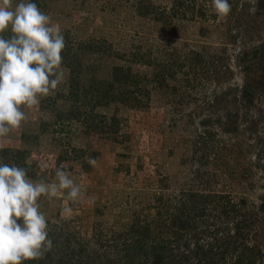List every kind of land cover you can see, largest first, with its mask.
Masks as SVG:
<instances>
[{"label":"rangeland","instance_id":"obj_1","mask_svg":"<svg viewBox=\"0 0 264 264\" xmlns=\"http://www.w3.org/2000/svg\"><path fill=\"white\" fill-rule=\"evenodd\" d=\"M33 2L65 36V79L0 149L85 191L41 197L54 248L27 264H148L159 246L193 264L195 244L213 264H264V0H229L227 17L211 0ZM113 66L126 82L96 102Z\"/></svg>","mask_w":264,"mask_h":264},{"label":"clouds","instance_id":"obj_2","mask_svg":"<svg viewBox=\"0 0 264 264\" xmlns=\"http://www.w3.org/2000/svg\"><path fill=\"white\" fill-rule=\"evenodd\" d=\"M211 6L220 17L232 8L229 0H211ZM65 47L61 27L33 0H0V138L28 119L25 108L38 105L64 82ZM26 165L0 159V264L41 260L53 250L41 197L52 199L65 190L73 202L84 196V186L62 164L51 183L33 180L31 164Z\"/></svg>","mask_w":264,"mask_h":264},{"label":"trees","instance_id":"obj_3","mask_svg":"<svg viewBox=\"0 0 264 264\" xmlns=\"http://www.w3.org/2000/svg\"><path fill=\"white\" fill-rule=\"evenodd\" d=\"M128 72H129V66H113L111 68V71H110L109 81L107 82V83H109V87L108 88L104 87L102 94H101L100 88H98L97 91H100V93L96 94V98H95L96 102H97V100L99 101L102 97H104V95L106 96L107 91L110 89V87H112L113 83L116 85H119L118 87L120 89V85L126 82V77H127ZM70 84H71V82H70ZM84 92H87V90H83V92L80 94V89H79L80 99L86 97ZM71 97H74V99L77 100V98H78L77 92H75V91L71 92ZM22 154H23L22 150H19V149H11V148H1L0 149V159H2L4 162H6V163L14 162L20 166L26 167L27 166L26 162L22 160ZM28 174L31 177L30 170H29ZM185 210H186L185 208H181V210H179V212L182 214V213H184ZM222 213L227 214V211L226 212L223 211ZM178 215H180V214H178ZM177 219H179V217ZM180 220H181V222L186 223V224L189 222V220L187 218H181ZM179 233H181V232H179ZM175 234L178 235V232H176ZM236 235L237 234H234V232H232L231 236H229V238L230 239L236 238ZM135 245L140 247V241L135 242L134 246ZM185 246L188 247L187 244ZM161 247L159 246L158 250L151 249V254L148 256V264H163L162 263L163 251L161 250ZM188 253H189V255L194 254L195 256H197V258L194 261H192L193 264H213V262H214V259H212V256H211L210 248H208L206 250V249H203L202 246L195 244L193 250H191V251L188 250ZM241 253H244V251H242ZM217 255L219 256V254H217ZM250 255L251 254L246 256L247 260L244 262V264H257L259 260H257L254 256L252 257ZM181 256L183 258H185V255H181ZM213 258H217V257H213ZM238 261L239 260H237L236 263ZM25 264H27V262H25Z\"/></svg>","mask_w":264,"mask_h":264}]
</instances>
